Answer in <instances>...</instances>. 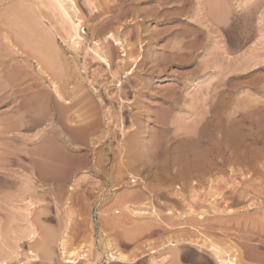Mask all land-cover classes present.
Instances as JSON below:
<instances>
[{
  "label": "rangeland",
  "instance_id": "374dc122",
  "mask_svg": "<svg viewBox=\"0 0 264 264\" xmlns=\"http://www.w3.org/2000/svg\"><path fill=\"white\" fill-rule=\"evenodd\" d=\"M73 1L0 0V264H264V0Z\"/></svg>",
  "mask_w": 264,
  "mask_h": 264
},
{
  "label": "bare ground",
  "instance_id": "6f19581e",
  "mask_svg": "<svg viewBox=\"0 0 264 264\" xmlns=\"http://www.w3.org/2000/svg\"><path fill=\"white\" fill-rule=\"evenodd\" d=\"M54 1H56L57 2V4L59 5V7H58V5H57V7L58 8H62V9H65L64 8V4H63V2H70L71 4H72V6L73 7H75L76 5H75V2L73 1L72 2V0H53V4L54 5H56V3H54ZM74 3V4H73ZM71 4H69V5H71ZM68 5V6H69ZM75 5V6H74ZM72 7V8H73ZM76 8V7H75ZM66 11H67V9H65ZM64 10V11H65ZM74 10V9H73ZM11 11V10H10ZM9 11V12H10ZM66 11H65V13H63L61 10H60V12L61 13H63V15H64V17H71L70 19L72 20V16L70 15L71 14V12H70V16H68V12L66 13ZM8 12V13H9ZM12 12V11H11ZM74 12V11H73ZM13 13V12H12ZM66 14V15H65ZM77 14V13H76ZM78 16V15H77ZM66 17V18H67ZM79 17V16H78ZM18 20V19H17ZM16 20V21H17ZM67 20H68V18H67ZM13 21H15V20H13L12 19V22ZM15 21V22H16ZM15 22H13V24L15 23ZM69 22V21H68ZM71 22V21H70ZM69 22V23H70ZM16 25V24H15ZM27 25V24H26ZM69 25V24H68ZM17 26H18V23H17ZM28 26V25H27ZM30 26H31V24H30ZM19 27V26H18ZM21 27V29H24V27H22V26H20ZM70 29V31L68 30L67 31V34H68V37H69V40H71V45L73 46V47H77V45L78 44H80L81 43V41L84 39L83 38V36L81 35V33H80V29H81V25H80V18L78 19H76V20H74V21H72V23H71V26L69 27ZM19 29V28H18ZM31 29H32V27H31ZM30 29V30H31ZM20 30V29H19ZM23 31V30H22ZM28 31V30H27ZM27 31L25 30V32L27 33ZM24 32V31H23ZM82 33L83 34H85V31L84 30H82ZM27 35V34H26ZM32 35V34H31ZM27 38V37H26ZM31 38V37H30ZM107 38L108 39H110L112 42H113V44H115V45H121V41L120 40H118V39H116L115 37H114V35L112 34V33H109L108 34V36H107ZM36 43V42H35ZM37 44H39V43H37ZM42 45V44H41ZM105 45V44H104ZM36 47V46H35ZM39 48V47H38ZM38 48H36L37 50H39ZM43 48V47H42ZM46 48V47H45ZM102 49V52L101 53H95L96 51H94V54H96L97 56H98V58L100 59V61L101 62H103L104 64H106V65H109V60L107 59V52L105 51V48H101ZM49 50V49H48ZM36 51V50H35ZM43 51H44V49H43ZM98 51V50H97ZM46 52H47V50H46ZM38 53V52H37ZM39 54V53H38ZM49 54V53H48ZM40 55V54H39ZM50 55H51V53H50ZM35 57H37V56H35ZM43 57V60H45L46 58H44V56H42ZM97 58V59H98ZM35 59V58H34ZM33 59V60H34ZM42 61V60H41ZM40 59H38V58H36V60H35V63L34 64H36V67H41L40 66ZM43 63V62H42ZM48 63V62H47ZM102 64V63H101ZM42 65V64H41ZM33 66H35V65H33ZM43 66V65H42ZM58 66V65H57ZM30 67H31V65H30ZM40 70V73H42V74H44V72L41 70V68L39 69ZM59 70V69H58ZM58 70H57V72H58ZM61 71V70H60ZM50 73V72H49ZM49 73H45L46 74V76L45 75H43L42 76V79H43V81L46 83L47 82V84L49 85V87L50 88H52V90L57 94V96H58V98L60 99V100H62L63 102H64V104H71V103H69V101L70 100H68V99H66L65 98V96H63L62 95V93L60 92V91H62V90H60L59 91V89H57L56 88V84H55V82H54V77L53 78H51V77H49L50 75L52 76V74L54 73H52V74H49ZM47 74H49V75H47ZM55 74V73H54ZM61 74V73H60ZM57 75V74H56ZM59 75V74H58ZM57 75V76H58ZM59 77V76H58ZM57 78V77H56ZM60 79V78H59ZM56 80V79H55ZM59 81V80H58ZM57 83H60V82H57ZM35 85H37V84H35ZM59 85V84H58ZM61 85V84H60ZM58 88H60V86L58 87ZM60 89H62V87L60 88ZM21 90V89H20ZM19 90V93L21 92ZM10 91H12V90H10ZM8 92V91H7ZM71 92V91H70ZM6 93V92H5ZM11 93V92H10ZM14 93V92H13ZM16 93H18V92H16ZM18 93V95L20 96V94ZM64 94V93H63ZM14 95V94H13ZM16 95V94H15ZM65 95V94H64ZM7 96H8V94H7ZM6 96V97H7ZM18 97V96H17ZM16 97V98H17ZM71 106V105H70ZM19 111V110H18ZM132 180V179H131ZM132 181H134V180H132ZM217 252V251H216ZM221 256L219 255H217V258L219 259V262H220V264H236L235 263V259H234V257L233 256H228L227 255V257H223V258H220ZM123 258V257H122ZM66 260H70V259H66ZM73 261V260H72Z\"/></svg>",
  "mask_w": 264,
  "mask_h": 264
}]
</instances>
